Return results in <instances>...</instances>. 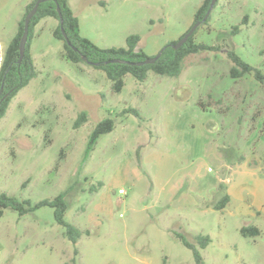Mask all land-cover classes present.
<instances>
[{"label": "rangeland", "instance_id": "1", "mask_svg": "<svg viewBox=\"0 0 264 264\" xmlns=\"http://www.w3.org/2000/svg\"><path fill=\"white\" fill-rule=\"evenodd\" d=\"M32 1L0 0V61ZM67 1L82 37L124 48L138 35L148 57L191 28L203 2ZM207 19L194 42L219 50L188 56L177 78L125 75L119 93L102 70L63 59L54 19L37 24L35 76L0 119V193L36 203L72 187L64 221L81 236L69 242L51 208L3 209L0 264H195L177 235L209 237L201 264H264V87L252 75L231 79L226 56L264 76V0H216ZM104 119L113 130L85 156ZM244 226L259 234L242 237Z\"/></svg>", "mask_w": 264, "mask_h": 264}, {"label": "trees", "instance_id": "2", "mask_svg": "<svg viewBox=\"0 0 264 264\" xmlns=\"http://www.w3.org/2000/svg\"><path fill=\"white\" fill-rule=\"evenodd\" d=\"M36 1L37 0H33L25 7V13L17 23L16 32L7 45L5 52L2 54L0 61V119L4 116L10 100L35 76L32 57L30 54V45L35 27L42 19L45 18H51L57 22L54 30L52 31V36L54 39L62 42L63 59L72 64L77 65L79 63H84L96 69L102 70L107 80L111 83L112 91L115 93H119L122 90L123 77L125 75H130L139 82L146 79L148 72H152L161 77L177 78L182 72L184 60L188 56L200 54L206 51L219 50L217 47H211L194 42L193 35L195 32L180 48L176 50L173 49L171 45H174L178 40H180L187 33L190 29L189 28L176 41L166 44L163 47L161 56L151 65L135 66L112 63L111 61L113 60L139 63L149 58L143 51L137 49L140 41L138 35H129L125 39L124 48H100L87 38L80 35L79 21L73 14L67 0H46L39 4L35 15L29 22V33L25 45L24 55L20 63H18L19 42L23 33L24 18L32 9ZM210 3L211 0H203L201 6L193 15L192 25L202 22L210 7ZM57 9L61 15V24ZM207 21L208 19L204 23ZM204 23H201V25ZM232 29L234 30L232 34H236L238 28L234 26ZM63 34H65V38L63 37ZM66 41L69 45H67ZM226 56L232 64L229 69L231 79L236 80L242 78L244 75H252L256 82L264 87V76L258 70L244 63L231 51H227ZM83 58H85V60H83ZM130 112L137 115L134 109H130ZM85 121V113H79L74 121L73 128H80ZM113 127L114 123L111 119H104L95 125L87 137L84 153L85 156H88L94 149L98 139L102 135L110 133L113 130ZM98 185L100 186V184ZM71 188L72 187H69L67 190L61 192L52 200H42L36 203H30L28 200L19 201L14 197L0 193V217L2 216V210L6 208H11L18 214V216H24L42 207L51 208L55 223L64 229V237L75 245L81 236V232L73 225L64 221L65 212L67 210L65 198L71 191ZM91 190L94 191V189H90V191ZM228 202L229 196L225 194L216 202L213 209L222 210ZM239 233L242 237H255L259 234L257 228L254 226L241 227ZM176 239H178L185 248L191 251L195 264H201V255L197 247L200 249L206 248V246L210 243L209 237L197 236L194 243L189 242L181 235H177Z\"/></svg>", "mask_w": 264, "mask_h": 264}, {"label": "water", "instance_id": "3", "mask_svg": "<svg viewBox=\"0 0 264 264\" xmlns=\"http://www.w3.org/2000/svg\"><path fill=\"white\" fill-rule=\"evenodd\" d=\"M44 1H46V0H37L36 3L34 4V6L32 7V9L29 11V13L24 18L23 33H22V36H21L20 42H19V59H18V63H20V61H21V59H22V57L24 55L25 45H26L27 38H28V33H29V22H30L31 18L35 15L39 4L44 2ZM215 1L216 0H211L210 7H209L208 11L206 12L202 22H198V23L193 24L192 27L187 31V33L180 40H178L174 45H171V47L173 49L176 50V49L180 48L183 44H185L186 41L189 39V37L193 35V33L196 30V28L201 23H204L206 21L210 11L213 8V5H214ZM57 11H58L59 19H60V24H61L62 23L61 15H60V12H59L58 9H57ZM63 37L64 38L66 37L65 34H63ZM67 45H69L68 42H67ZM162 50H163V48L154 57H149V58H147L144 61L139 62V63H129V62L122 61V60H113L111 62L112 63H118V64L135 65V66L151 65L161 56ZM83 60H85V58H83ZM95 65H97V64H95ZM0 95H1V90H0Z\"/></svg>", "mask_w": 264, "mask_h": 264}]
</instances>
